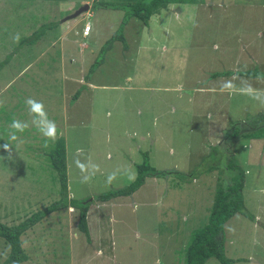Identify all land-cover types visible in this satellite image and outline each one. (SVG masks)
Instances as JSON below:
<instances>
[{"label":"rangeland","instance_id":"374dc122","mask_svg":"<svg viewBox=\"0 0 264 264\" xmlns=\"http://www.w3.org/2000/svg\"><path fill=\"white\" fill-rule=\"evenodd\" d=\"M96 1L0 0V61L10 57L0 69V145L16 149L12 159L0 158V221L17 224L61 197L46 157L53 142L45 146L32 127L19 134L22 142L8 137L14 118L30 120L28 97L44 103L65 139L67 198H91L88 234L77 227L78 208L62 207L21 234L28 259L18 264H185V247L206 220L214 190L231 183L228 160L245 171L241 197L254 221L230 216L225 254L233 264H264V78L238 74L264 72V0L171 2L147 26L131 17L122 29L126 47L115 40L88 75L107 86L81 94L69 118L66 102L79 85L64 84L62 74L87 73L123 16L94 10ZM85 22L96 31L77 39ZM50 23L55 27L47 29ZM41 25L43 39L20 47ZM227 70L233 74L211 76ZM225 82L232 88L223 89ZM144 151L167 174L147 177L132 195L97 201L135 179L133 163ZM0 156H7L2 148ZM76 160L99 166L88 183H81L88 173ZM8 252L0 238V264ZM204 264L221 263L209 257Z\"/></svg>","mask_w":264,"mask_h":264},{"label":"trees","instance_id":"16d2710c","mask_svg":"<svg viewBox=\"0 0 264 264\" xmlns=\"http://www.w3.org/2000/svg\"><path fill=\"white\" fill-rule=\"evenodd\" d=\"M197 0H97L92 7L111 8L115 10L123 11V16L118 29L110 35V37L101 45L97 56L89 66L85 77L88 78L89 73H92L103 61L104 53L107 52L112 46L115 40H121L126 47L125 36L122 29L125 22L131 17L137 18L141 23L147 26L150 22V18L155 13H160L162 9H167L169 3H192ZM204 1V0H202ZM95 16V15H94ZM55 27L53 23L46 25L47 29ZM45 26L41 25L38 29H35L27 38L23 37L20 40V47L24 44H33L38 40H42L45 34ZM49 37V36H48ZM51 38V37H49ZM53 39V37L51 38ZM49 39H45L44 42H48ZM10 57L7 56L0 61V69L8 63ZM233 73L229 70L214 72L211 74L213 78L219 76H228ZM240 75L247 77H259L264 78V72L260 71H240ZM79 92H76L73 98H77ZM264 116V115H262ZM238 127L233 131L235 137ZM248 132V131H247ZM246 136L249 133H245ZM65 139L58 137V139L50 146L47 151L46 157L53 168L54 179L59 182V191L61 197L52 203H49L41 210H37L27 216L26 219L20 221L14 225H7L0 221V238L9 246V252L6 258L1 264H18L28 259V254L22 246L20 236L29 227H32L35 223L40 221L50 213L64 208L66 206H72L78 208V221L77 227L80 231L88 234V222H87V210L90 205L89 200L68 199L67 198V173H66V146ZM228 168L235 170L233 176H231V183L227 184L225 188L221 183L214 190L212 204L208 213H205L204 218L206 220L199 228L194 229L191 232L190 240L184 250V263L185 264H204L206 258L215 257L221 264H233L234 259L229 258L225 254L224 247V225L234 213H240L245 217L254 221V216L248 213L244 207V203L241 197V190L243 187V179L245 177V171L241 167L232 165V161L228 160ZM136 169V176L128 185L108 190L96 195V200L100 202L109 201L115 197L132 195L138 188H140L147 177H164L167 172L161 171L155 168L150 163V156L148 151L142 152V161L140 163H133ZM209 170V169H208Z\"/></svg>","mask_w":264,"mask_h":264},{"label":"clouds","instance_id":"9594fccd","mask_svg":"<svg viewBox=\"0 0 264 264\" xmlns=\"http://www.w3.org/2000/svg\"><path fill=\"white\" fill-rule=\"evenodd\" d=\"M88 22V21H87ZM85 22V25L91 26L92 23ZM85 25L82 27V34L84 37H87L90 33V30L84 34L83 30ZM20 39L19 34H16L13 36V40L15 42H18ZM223 89H230L232 88L231 82H225L224 85H222ZM26 110L28 113V116L30 117V120H21L14 118L11 123L8 125L10 131L8 133L9 140L11 141H21V137L19 134L24 133L26 130H28L30 127L35 128L37 132L45 139V146H47V143L49 141L55 142L58 139L57 135V125L54 120L49 119L48 113L45 110V105L42 101H39L33 97H28L24 101ZM3 101H0V107H3ZM0 148L3 149V151L7 154V156H0L2 159H12V153L13 149L15 147L13 144L6 141V143L0 145ZM16 151V149H15ZM76 166L80 169L81 173H88L82 176L81 183H88L92 176L95 175V173L99 170V166L94 163L85 164L82 163L80 160H76ZM118 171H113L110 173L107 177V182L110 184L112 181H114L117 178ZM91 200V198H90Z\"/></svg>","mask_w":264,"mask_h":264},{"label":"crops","instance_id":"0c3cea01","mask_svg":"<svg viewBox=\"0 0 264 264\" xmlns=\"http://www.w3.org/2000/svg\"><path fill=\"white\" fill-rule=\"evenodd\" d=\"M69 26V25H68ZM67 26V27H68ZM82 27H83V25H82ZM82 27H81V29H80V32L77 34V35H75L76 36V38L77 39H79L80 37H81V39H86V38H88L89 36H87V37H84V35L82 34ZM94 27V24L92 23V26H91V30H92V32L93 31H96V29H95V27ZM66 29H64V31H65ZM91 30H90V33H91ZM90 33H89V35H90ZM61 36H62V34H61ZM71 39H73V37H71ZM62 53H65V52H62ZM61 53V54H62ZM78 68H79V66H78ZM77 68V69H78ZM89 68V67H88ZM79 70V69H78ZM70 71V72H65V73H63L62 74V76L64 77V84L65 83H67V82H70V81H74L75 83L74 84H76V85H79V88L78 89H74V88H72V89H74V92H73V94H72V96L70 97V100L68 101V102H66V106H71L70 108H68V107H66L64 104H62V105H64L65 106V108L67 109L68 108V111L66 112L67 113V117H71L70 115H71V112H72V109L71 108H74L73 107V104H74V106L79 102V100L81 99V94H83V96H86L87 97V95H88V93H90V92H94L96 89H102V88H104V87H106L107 85H105V84H96V83H94V82H92L90 79H88V78H86L85 77V73L83 74V75H81V72L80 71ZM65 71V70H64ZM68 74V75H67ZM70 75V76H69ZM78 76V75H80V76H82V77H79L80 79H73L72 78V76ZM131 75H127V77H126V79H127V81H131L132 79H131V77H130ZM70 83H72V82H70ZM68 84V83H67ZM71 89V88H70ZM60 90H62V91H60V92H64V93H66L67 94V92L66 91H69V89H67L66 87H64V86H62L61 87V89ZM76 92H79V95L77 96V98H73V96L75 95V93ZM82 96V97H83ZM59 135H60V133H59ZM59 137H63V136H59ZM64 138V137H63ZM107 156V158L109 159V160H111L112 159V156L109 154V153H107L106 154Z\"/></svg>","mask_w":264,"mask_h":264},{"label":"built area","instance_id":"2783aa9c","mask_svg":"<svg viewBox=\"0 0 264 264\" xmlns=\"http://www.w3.org/2000/svg\"><path fill=\"white\" fill-rule=\"evenodd\" d=\"M89 30H90V26L88 24L85 25L84 30H83L84 34L87 33Z\"/></svg>","mask_w":264,"mask_h":264}]
</instances>
